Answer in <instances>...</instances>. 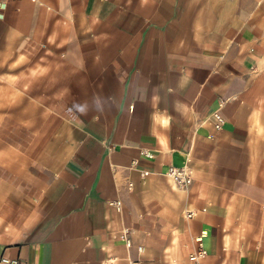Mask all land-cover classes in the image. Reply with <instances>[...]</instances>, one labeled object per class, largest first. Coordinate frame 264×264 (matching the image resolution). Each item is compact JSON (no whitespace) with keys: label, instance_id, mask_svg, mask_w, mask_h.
<instances>
[{"label":"crops","instance_id":"0c3cea01","mask_svg":"<svg viewBox=\"0 0 264 264\" xmlns=\"http://www.w3.org/2000/svg\"><path fill=\"white\" fill-rule=\"evenodd\" d=\"M199 247L264 264V0H0V258Z\"/></svg>","mask_w":264,"mask_h":264},{"label":"built area","instance_id":"2783aa9c","mask_svg":"<svg viewBox=\"0 0 264 264\" xmlns=\"http://www.w3.org/2000/svg\"><path fill=\"white\" fill-rule=\"evenodd\" d=\"M222 104V101L217 103V108L211 112V120H212V127L217 130L223 124V118L219 113V108ZM146 158L151 157L149 153L145 150H141L139 152ZM133 164V162H131ZM146 172H141V174H145ZM164 176L177 188H184L191 183V171L186 165L182 166H172L168 165L164 171ZM129 185V184H128ZM115 205H118V202H114ZM190 216V212L186 214V217ZM119 237L121 238L125 247L129 246V240L126 238V230H121ZM139 250V247L137 248ZM205 255V251L199 247L197 251L193 254L188 255L186 262L184 264H197V260ZM0 262L3 264H18L16 259H6L0 258ZM108 264H113L112 260H107Z\"/></svg>","mask_w":264,"mask_h":264}]
</instances>
